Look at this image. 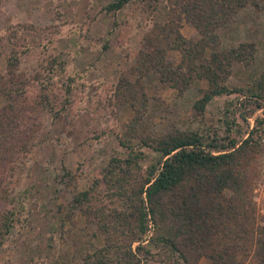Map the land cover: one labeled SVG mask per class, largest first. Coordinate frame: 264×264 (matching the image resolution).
Returning a JSON list of instances; mask_svg holds the SVG:
<instances>
[{
  "label": "trees",
  "instance_id": "obj_1",
  "mask_svg": "<svg viewBox=\"0 0 264 264\" xmlns=\"http://www.w3.org/2000/svg\"><path fill=\"white\" fill-rule=\"evenodd\" d=\"M134 1L110 0L103 8L114 12ZM138 2L150 15L161 5L162 18L149 17L146 41L134 56L137 74L133 78L121 75L114 85L118 102H129L134 110L126 131L118 136L129 155L112 156L89 187L75 192L69 202L71 214L83 212L103 236V243L94 245L78 263L143 264L149 256L163 252L168 262L160 264H197L203 257L211 264H264V215L254 197L253 172L264 152V114L256 115L254 123L244 129L238 124L237 137L231 136L235 116L227 118L232 107L236 109L233 101L225 109L226 131L222 136L190 128L154 134L142 126L148 106L145 77L152 74L179 92L206 80L201 96L194 101L197 113L222 94H236L240 106H264V72L245 85L227 82L234 63L254 58L255 42L226 45L219 36V29L241 8L249 4L264 8V0ZM181 18L194 26L197 38L182 34ZM169 49L179 51L177 60L169 57ZM18 58L12 49L5 70L0 72V97L4 98L0 104V199L5 196L1 193L5 175L13 170L16 156L34 144L43 110L49 107L53 115H59L66 110L72 93L73 78L60 79L58 85L64 94L61 105L52 101L49 86L54 76L64 71V61L57 56L47 61L42 79L40 73L33 79L17 73ZM30 87H36L35 103L27 95ZM241 117L246 120L248 115L241 113ZM143 147L159 153L144 170L139 163ZM102 184L106 189L99 193L97 188ZM101 196L112 204L95 206L94 201ZM15 215L13 208H0V245Z\"/></svg>",
  "mask_w": 264,
  "mask_h": 264
},
{
  "label": "rangeland",
  "instance_id": "obj_2",
  "mask_svg": "<svg viewBox=\"0 0 264 264\" xmlns=\"http://www.w3.org/2000/svg\"><path fill=\"white\" fill-rule=\"evenodd\" d=\"M108 1L0 0V72L5 70L12 49L19 55L16 72L31 79L39 73L40 79L45 77L47 61L57 56L64 61V71L57 73L49 86L56 106L61 105L64 95L58 85L60 79L73 78L66 110L57 116L49 107L43 110L32 148L19 152L12 172L5 175L1 191L5 196L0 199V208H13L16 215L0 245V264H79L94 245L103 243L98 225L88 221L81 211L71 214L69 202L75 192L89 187L112 156L129 155L130 150L119 143L118 136L126 131L134 110L129 102H118L114 85L121 75L133 78L137 74L134 56L146 41L144 34L151 26L149 17L162 18L161 5L151 15L138 0L107 12L103 6ZM179 28L185 37H198L194 26L183 18ZM219 36L226 45L240 41L256 44L250 62L232 65L227 78L229 85H245L264 72L262 6L249 4L241 8L219 29ZM168 54L176 60L180 55L175 49H169ZM145 85L148 106L142 126L154 134L190 128L210 134L215 131L222 136L226 131L225 109L235 105L227 118L235 116L231 136L237 137L238 124L244 129L254 123L256 115L264 114V106L256 108L253 103L240 106V98L234 93L213 97L204 111L197 113L194 101L207 85L204 79L183 92L163 85L155 74L145 77ZM35 89L30 87L27 93L34 103L38 99ZM229 101L235 104L230 105ZM3 102L0 97V104ZM241 113L248 115L246 120ZM141 149L139 163L144 170L159 158V153L150 147ZM253 172L254 197L264 215V152ZM97 189L103 193L106 188L102 184ZM94 203L112 204L106 196ZM90 217L97 218L91 214ZM149 257L143 264L168 262L163 252ZM197 264L211 262L203 257Z\"/></svg>",
  "mask_w": 264,
  "mask_h": 264
}]
</instances>
